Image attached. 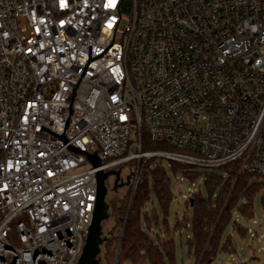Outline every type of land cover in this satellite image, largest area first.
<instances>
[{
    "label": "built area",
    "instance_id": "built-area-1",
    "mask_svg": "<svg viewBox=\"0 0 264 264\" xmlns=\"http://www.w3.org/2000/svg\"><path fill=\"white\" fill-rule=\"evenodd\" d=\"M89 46L106 51L76 88L72 147L104 171L156 157L264 181V0H0V264H78L96 170L50 131ZM143 129L170 149L143 151Z\"/></svg>",
    "mask_w": 264,
    "mask_h": 264
},
{
    "label": "trees",
    "instance_id": "trees-1",
    "mask_svg": "<svg viewBox=\"0 0 264 264\" xmlns=\"http://www.w3.org/2000/svg\"><path fill=\"white\" fill-rule=\"evenodd\" d=\"M142 148L145 152L170 149L162 143L152 142L144 129ZM163 160L153 157L144 158L140 163L138 160L130 161L131 170L139 166L138 182L132 199V185L126 198L120 191H112V197L106 198L109 205L108 220L113 223L111 231L118 241V247L114 250L116 256L120 247L117 264H121L124 255L129 257L131 264H176L174 239L169 236L163 238L158 233L154 237L150 236L145 229L146 226L151 231L147 205L152 201V194L164 212H167L172 201L171 180ZM169 162L174 173L183 174L191 183L203 175L208 190V198L198 189L186 200L187 207L192 210V220L185 214L182 222H176V227L192 230L186 242L188 252L195 257L196 264L212 263L220 251L233 252L231 237L224 241L225 231L232 224L233 229L242 235L248 233V229L237 221L232 222L233 215L239 213L245 218H252L254 200L259 193L264 206V181L249 173L239 174L236 163L202 172L187 165ZM103 236L106 240L101 249L107 251L113 238L106 237L104 231ZM100 257L101 263L106 264L109 257L106 254Z\"/></svg>",
    "mask_w": 264,
    "mask_h": 264
},
{
    "label": "rangeland",
    "instance_id": "rangeland-1",
    "mask_svg": "<svg viewBox=\"0 0 264 264\" xmlns=\"http://www.w3.org/2000/svg\"><path fill=\"white\" fill-rule=\"evenodd\" d=\"M131 162L114 166L110 170H121V177L126 182L127 176L132 173L130 167ZM163 166L166 168L171 180L172 201L169 204L167 212L159 206L157 199L152 194V201L147 205L148 212L150 214L149 225L151 231L145 226V229L150 236L154 237V234H161L162 237H171L174 239L176 249V264H196L195 257L188 252V245L186 238L192 235V230L185 227H176V222L184 219V215L187 214L189 219L192 220V210L187 207L186 200L190 198L193 191L201 189V193L204 197L208 198V190L204 181L197 179L192 185L189 180L180 182L181 175L174 173L171 169L170 162L166 159L163 160ZM204 172V171H203ZM134 176L131 177L129 185H122L117 191L123 194L124 198L130 191V186L133 183ZM114 177L107 181L109 188L108 197H112ZM108 199V198H107ZM154 206L156 210L153 211ZM156 215H155V214ZM237 221L243 228L251 229L253 233L257 232L259 241L257 238H252V235L247 233L242 235L238 230H234L232 224L226 229L224 234V241L231 237L233 252L220 251L214 261L210 264H264V206L262 204V197L259 193L254 200V215L252 218H245L239 213H234L233 221ZM113 223L109 220L104 223V235L106 237L113 238V242L105 251L101 249V256L105 254L109 257L106 264L116 263V252L114 250L118 247V241L115 234L112 233ZM116 251V250H115ZM121 264H131V261L127 255L122 258Z\"/></svg>",
    "mask_w": 264,
    "mask_h": 264
},
{
    "label": "water",
    "instance_id": "water-1",
    "mask_svg": "<svg viewBox=\"0 0 264 264\" xmlns=\"http://www.w3.org/2000/svg\"><path fill=\"white\" fill-rule=\"evenodd\" d=\"M111 45H112V42L108 45L106 50ZM105 51H103L100 55L91 58V46H89V60H88L86 66H85V68L81 74V77H80L78 83L76 84V86L73 90L71 103H70V107H69V113H68V117L66 120V124L64 127L63 134L58 135V134L49 130L51 133L60 137L71 150L85 153L88 156L89 161L91 162L93 167H95V170H96L97 191H96V198H95L94 209H93V216H92L91 225L89 226L88 235L86 237L85 245H84L82 254L79 258L78 264H102L101 263V257H100L101 247H102L104 241L106 240V238L103 236V224H104V222H106L109 219V205L106 201V198H107L108 193H109L107 181L110 178L114 177L112 190L117 191L118 188L121 187L122 185H129V183L131 181V177L133 176V173H130L126 178V182H124L123 178L121 177V170H117V171L116 170H109V171L102 170V168H101L102 163H101L99 157L96 155V151L94 152V154L82 151L80 149L72 147L66 139V129H67V125L69 123V121H68L69 115L72 113L71 107H72L73 98L76 95V92H75L76 88H77L81 78L83 77V74H84L89 62L91 60H94V59L98 58L99 56L103 55V53ZM42 128H45V127L42 126L41 129ZM45 129H47V128H45ZM135 188H136V186L134 185L133 189H132L131 199H132V196L134 194ZM125 223H126V220H125ZM119 254H120V247L117 251L115 264H117V259L119 257Z\"/></svg>",
    "mask_w": 264,
    "mask_h": 264
}]
</instances>
